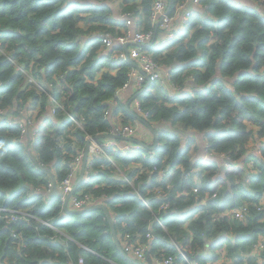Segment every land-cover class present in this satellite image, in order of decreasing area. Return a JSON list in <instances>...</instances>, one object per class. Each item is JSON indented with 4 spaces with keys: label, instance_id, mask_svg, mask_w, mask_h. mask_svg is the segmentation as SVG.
<instances>
[{
    "label": "clouds",
    "instance_id": "obj_1",
    "mask_svg": "<svg viewBox=\"0 0 264 264\" xmlns=\"http://www.w3.org/2000/svg\"><path fill=\"white\" fill-rule=\"evenodd\" d=\"M0 264H264V0H0Z\"/></svg>",
    "mask_w": 264,
    "mask_h": 264
}]
</instances>
